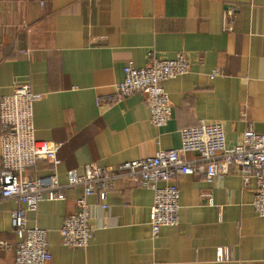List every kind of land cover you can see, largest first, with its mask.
<instances>
[{
	"label": "crops",
	"instance_id": "crops-1",
	"mask_svg": "<svg viewBox=\"0 0 264 264\" xmlns=\"http://www.w3.org/2000/svg\"><path fill=\"white\" fill-rule=\"evenodd\" d=\"M179 52L191 69L164 83L173 104L166 126L151 124L141 93L106 101L127 64L143 67L151 55ZM25 82L38 95L36 138L62 143L55 159L29 174L55 173L66 183L70 171L89 164L112 166L179 147L181 131L201 120L222 122L235 145L247 128L264 133V0H0V100ZM1 131L0 124V169ZM176 181L180 222L158 234L154 192L122 180L108 209L89 197L93 237L86 248L65 246L60 234L81 187L40 202L28 212V226L48 231L49 264H264V216L236 170ZM15 207L13 199L0 200V264H15Z\"/></svg>",
	"mask_w": 264,
	"mask_h": 264
},
{
	"label": "built area",
	"instance_id": "built-area-1",
	"mask_svg": "<svg viewBox=\"0 0 264 264\" xmlns=\"http://www.w3.org/2000/svg\"><path fill=\"white\" fill-rule=\"evenodd\" d=\"M230 12L225 14V22ZM225 28L229 26L225 24ZM191 61L184 52L174 58L151 55L143 67L129 63L124 78L113 84L114 93L107 102L123 100L141 93L150 110V122L166 126L173 115V104L164 83L187 74ZM215 75V74H213ZM38 98L30 83H16L13 92L0 100L1 169L0 200L13 199V228L18 236L15 264H49L52 260L48 231L38 225L28 226V212L43 200L64 198L67 188L81 187L77 209L60 228L67 247L86 248L92 237L90 196H97L102 209L110 207L109 195L119 180L131 182L154 192L151 207L152 230L158 234L164 226L180 222V189L177 179L186 174H205L208 180L237 171L246 188L252 187L255 211L264 216V133L247 128L241 142L230 145L222 122L201 120L181 131V145L160 148L154 154L112 166L89 164L85 171L72 170L66 183L58 176L27 173L42 161H51L62 146L35 136L34 103ZM189 153L197 154L188 158ZM3 247L8 246L1 243ZM223 258V250L219 252Z\"/></svg>",
	"mask_w": 264,
	"mask_h": 264
}]
</instances>
